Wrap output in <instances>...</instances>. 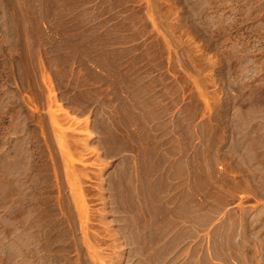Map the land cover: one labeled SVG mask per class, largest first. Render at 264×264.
<instances>
[{
	"label": "rangeland",
	"instance_id": "1",
	"mask_svg": "<svg viewBox=\"0 0 264 264\" xmlns=\"http://www.w3.org/2000/svg\"><path fill=\"white\" fill-rule=\"evenodd\" d=\"M0 264H264V0H0Z\"/></svg>",
	"mask_w": 264,
	"mask_h": 264
}]
</instances>
